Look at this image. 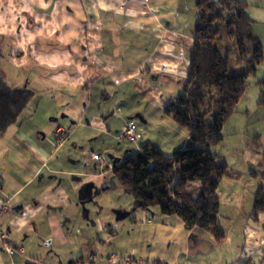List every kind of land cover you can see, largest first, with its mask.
Instances as JSON below:
<instances>
[{"label": "crops", "instance_id": "crops-1", "mask_svg": "<svg viewBox=\"0 0 264 264\" xmlns=\"http://www.w3.org/2000/svg\"><path fill=\"white\" fill-rule=\"evenodd\" d=\"M196 3L0 0V77L34 92L0 134V204L8 206L0 227L15 249L0 242V264H78L91 252L95 264H125L109 261L113 252L156 264H264V214L250 216L260 184L247 209L248 194H229L235 214L227 223L218 216L221 242L157 208L133 213L129 198L112 209L100 201L110 187L97 177L93 152L107 153L113 165L132 154L118 138L128 120L138 129L137 151L145 143L169 156L198 149L165 114L187 84ZM117 209L132 220L118 219ZM232 228L239 237L230 247Z\"/></svg>", "mask_w": 264, "mask_h": 264}, {"label": "trees", "instance_id": "trees-1", "mask_svg": "<svg viewBox=\"0 0 264 264\" xmlns=\"http://www.w3.org/2000/svg\"><path fill=\"white\" fill-rule=\"evenodd\" d=\"M196 5L187 84L165 107V114L189 132L198 149L177 150L169 156L154 144L145 143L114 165L113 173L138 208H157L163 215L177 216L185 228H201L221 242L225 234L218 221V189L232 172L225 159L210 147L223 141L226 122L249 87L248 78L264 62V47L253 30L245 2L197 0ZM258 83V105L264 107V75ZM33 94L27 87L7 86L0 77V134L18 119ZM262 166L253 174L264 179V159ZM263 214L261 182L250 216L258 221Z\"/></svg>", "mask_w": 264, "mask_h": 264}, {"label": "rangeland", "instance_id": "rangeland-1", "mask_svg": "<svg viewBox=\"0 0 264 264\" xmlns=\"http://www.w3.org/2000/svg\"><path fill=\"white\" fill-rule=\"evenodd\" d=\"M245 1L248 3V6H246L247 13L253 18V27L264 47V0ZM221 47L224 46L219 45V48ZM263 75L264 62L259 64L257 73L248 78L249 87L239 102L237 111L226 122L223 141L216 146L210 147L214 154L221 155L225 159L232 172L231 175L223 179L218 189L221 199H223L218 216L224 223H227L229 218L232 219L235 214L234 202L229 201L230 198L228 197L232 193V190L236 188L238 193L248 194L247 199H245L246 201L243 202L244 208L247 209V205L249 207L253 204V195L249 194V191L257 188L258 184L264 182L262 178L253 176V172L260 169L258 161L259 151L264 149V107L258 105L261 98V87L258 80ZM122 145L123 150H126V145H130L132 153L137 151V145L138 149L140 147L137 142L127 140ZM97 151L99 152V150ZM99 153L101 154V152ZM105 154L108 155L107 153ZM109 163L115 162L110 158ZM95 172L104 184L102 187H110L106 191L101 192L100 201L104 202L105 205L112 209L113 205L123 203L126 198L134 200L132 196L127 195L123 191L112 170L101 173V169L97 167ZM238 193L237 195H239ZM131 211L134 213L135 210ZM125 220H132V217L129 216L122 219V221ZM229 235L231 240L229 239L230 241L227 244L233 247L237 244L239 234L232 228ZM154 237L159 243V239H161L160 231L156 235L154 234ZM156 246L157 244L155 243L153 247ZM152 259L149 262H155L154 264L159 263ZM163 262L165 263V261ZM160 263L162 264V262Z\"/></svg>", "mask_w": 264, "mask_h": 264}, {"label": "built area", "instance_id": "built-area-1", "mask_svg": "<svg viewBox=\"0 0 264 264\" xmlns=\"http://www.w3.org/2000/svg\"><path fill=\"white\" fill-rule=\"evenodd\" d=\"M120 141L125 139L129 140L130 142H137L139 139V133L137 126L134 120H128L127 123L123 126L122 130L118 136ZM93 159L96 162V165L101 169V173H105L109 170L113 171L114 165L109 163L110 157L106 154H100L93 152ZM8 206L6 202L0 204V225L1 219L6 212ZM0 242L2 246L9 252L12 253L15 249L12 245V241L8 236V233L0 227ZM99 260V257L96 253L91 252L86 258L79 259L77 261L78 264H95ZM109 261H116L121 260L125 264H132L133 262H140L144 264H154L155 262H149L143 260L141 257H135L130 254H125L123 256H118L115 252H113L109 257ZM162 264H167L166 262H162Z\"/></svg>", "mask_w": 264, "mask_h": 264}, {"label": "water", "instance_id": "water-1", "mask_svg": "<svg viewBox=\"0 0 264 264\" xmlns=\"http://www.w3.org/2000/svg\"><path fill=\"white\" fill-rule=\"evenodd\" d=\"M138 206H139V204L137 202H135L134 207L132 208V210L137 209ZM115 213H116L118 219H123L126 216H128L130 212L129 211H125V210L117 209V210H115Z\"/></svg>", "mask_w": 264, "mask_h": 264}]
</instances>
